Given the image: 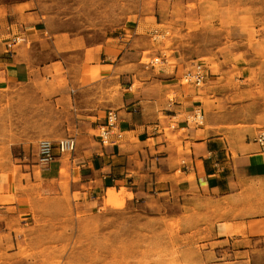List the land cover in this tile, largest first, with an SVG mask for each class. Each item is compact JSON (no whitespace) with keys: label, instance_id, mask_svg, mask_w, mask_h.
<instances>
[{"label":"rangeland","instance_id":"374dc122","mask_svg":"<svg viewBox=\"0 0 264 264\" xmlns=\"http://www.w3.org/2000/svg\"><path fill=\"white\" fill-rule=\"evenodd\" d=\"M42 2L51 31L87 46L125 34L127 46L137 33L151 50L143 62L153 61L157 72L202 64L224 115L241 104H254L246 116L264 115V0ZM73 114L45 102L34 86L0 88V173L19 178L35 202H51L26 228L15 224L12 236L0 237V264H210L222 256L207 254L209 243L246 230L251 264H264V180L230 198L179 197L161 201L162 207H125L115 194H106V208L89 214L61 205L70 198L59 201L47 192L40 170L31 167L38 142L66 137Z\"/></svg>","mask_w":264,"mask_h":264},{"label":"crops","instance_id":"0c3cea01","mask_svg":"<svg viewBox=\"0 0 264 264\" xmlns=\"http://www.w3.org/2000/svg\"><path fill=\"white\" fill-rule=\"evenodd\" d=\"M42 1L0 0V88L34 86L54 108L74 112L65 135L75 138V152L38 172L47 192L59 201L70 198L61 205L89 214L106 208V194H115L125 207H162L161 201L179 197L230 198L264 180V149L254 141L264 115L243 114L254 104L231 105L232 115H224L208 79L203 89L186 88L180 84L186 67L160 73L153 61L145 64L151 50L137 33L128 47L126 34L87 46L55 33ZM15 38L19 45L7 51ZM197 108L201 127L189 120ZM109 110L118 114L122 139L103 146L98 133ZM35 201L19 178L0 173V237L12 236L15 224L26 228L35 211L51 203ZM247 240V230L235 239L215 238L207 254L222 257L210 264H251Z\"/></svg>","mask_w":264,"mask_h":264},{"label":"built area","instance_id":"2783aa9c","mask_svg":"<svg viewBox=\"0 0 264 264\" xmlns=\"http://www.w3.org/2000/svg\"><path fill=\"white\" fill-rule=\"evenodd\" d=\"M264 36V32H263ZM20 43V39H11L7 45V51L16 48ZM208 79V73L204 65L194 64L182 74L180 84L182 86L201 88L204 86ZM105 124L99 128L98 138L103 146L114 145L122 139L119 132V118L114 110H109L105 115ZM190 122L201 127L203 125V114L200 108L193 111L189 118ZM261 148L264 149V130L260 131L255 139ZM76 150V141L74 137H66L57 141L41 140L37 144V166L39 170L47 169L51 163L58 157L71 155Z\"/></svg>","mask_w":264,"mask_h":264}]
</instances>
